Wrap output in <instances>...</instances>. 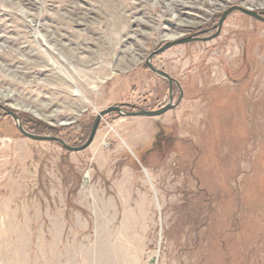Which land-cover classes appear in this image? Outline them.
<instances>
[{
  "label": "rangeland",
  "instance_id": "1",
  "mask_svg": "<svg viewBox=\"0 0 264 264\" xmlns=\"http://www.w3.org/2000/svg\"><path fill=\"white\" fill-rule=\"evenodd\" d=\"M264 0H0V264H264ZM147 66L150 54L184 37ZM171 37H175L172 38ZM162 115L95 117L129 103ZM156 258V263L152 261Z\"/></svg>",
  "mask_w": 264,
  "mask_h": 264
},
{
  "label": "water",
  "instance_id": "2",
  "mask_svg": "<svg viewBox=\"0 0 264 264\" xmlns=\"http://www.w3.org/2000/svg\"><path fill=\"white\" fill-rule=\"evenodd\" d=\"M234 10H241L242 12H244L246 14H249V15L254 16L255 18H257L259 20L264 21V16L261 15L260 13H258L257 11H252V10H249V9L241 7V6H233V7L228 8L223 13L222 17L220 18V20L218 22V30L214 33V35H212L208 39L214 38L217 35H219L221 27L223 25V22L225 21L226 17L231 12H233ZM194 39H195L194 36H189V37H184V38L176 40V41L166 42L159 49L153 51L147 59V66L153 72H155L158 75L167 79L171 88H173L174 84L178 85V87L181 90V97L183 95V91H182V88H181L179 81L174 76H172L169 72H167L166 70L156 67L153 64L152 59L156 55H159V54L165 52L166 50H168L169 48H171L177 44L190 42ZM181 97L178 99L177 103H175L174 102V96L171 94L169 101L164 106L160 107L159 109H146V108H142V107H135L134 110L129 111V110L125 109V107L129 106V103H117V104L111 105V106L107 107L106 109H103L102 111H100V113L95 117L88 139L86 140L85 143H83L82 145H79V146L69 145L63 139H60L57 137L43 136V135H37V134L30 133L23 128V126L21 124V118L16 113H14L8 109H7V113L9 115H12L18 121L19 128L24 135H26L30 138H33V139H37V140H56V141L60 142L63 145V147H65L69 151H82V150L88 148L93 143V141L96 137L97 131L99 129L100 123H101L103 117H105L106 115L115 112L119 115H124V116H151V117H155V116H159V115L164 114L165 112H167L170 109L175 108L177 106V104L180 102ZM156 260H157L156 258L152 259V261L154 263H156Z\"/></svg>",
  "mask_w": 264,
  "mask_h": 264
},
{
  "label": "bare ground",
  "instance_id": "3",
  "mask_svg": "<svg viewBox=\"0 0 264 264\" xmlns=\"http://www.w3.org/2000/svg\"><path fill=\"white\" fill-rule=\"evenodd\" d=\"M172 38H175V37H171V39H172Z\"/></svg>",
  "mask_w": 264,
  "mask_h": 264
},
{
  "label": "trees",
  "instance_id": "4",
  "mask_svg": "<svg viewBox=\"0 0 264 264\" xmlns=\"http://www.w3.org/2000/svg\"><path fill=\"white\" fill-rule=\"evenodd\" d=\"M128 107H130V106H128ZM127 108V107H126Z\"/></svg>",
  "mask_w": 264,
  "mask_h": 264
}]
</instances>
